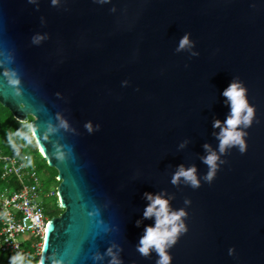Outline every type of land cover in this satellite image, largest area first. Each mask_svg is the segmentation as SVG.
Wrapping results in <instances>:
<instances>
[{
    "label": "water",
    "instance_id": "water-1",
    "mask_svg": "<svg viewBox=\"0 0 264 264\" xmlns=\"http://www.w3.org/2000/svg\"><path fill=\"white\" fill-rule=\"evenodd\" d=\"M237 79L254 118L220 153ZM0 104L57 171L37 264H157L137 250L146 193L187 214L170 264H264V0H0Z\"/></svg>",
    "mask_w": 264,
    "mask_h": 264
},
{
    "label": "clouds",
    "instance_id": "clouds-1",
    "mask_svg": "<svg viewBox=\"0 0 264 264\" xmlns=\"http://www.w3.org/2000/svg\"><path fill=\"white\" fill-rule=\"evenodd\" d=\"M53 2L55 3V0ZM192 46L193 44L189 40V36L185 35L180 40L177 51L191 48ZM193 55H196V53H193ZM5 75L9 74L5 73ZM10 82L12 84L18 83L15 79H10ZM246 93L247 89L239 79L233 81L222 93L230 105V115L223 122L224 126L222 128L219 120L215 121L213 125L216 128H221L217 137L220 153H224L226 148L231 147L238 148L241 153L246 151V142L244 139L246 132L242 131L241 128H249L254 118V108L249 104ZM86 128L90 132L93 130L90 123L86 125ZM205 148L209 154L203 158V162L208 166L209 171L204 176V180L211 183L217 171L219 156L217 152L210 149V146L205 145ZM220 162L223 163V161ZM196 172L195 167L186 169L184 166H180L173 175L171 182L177 184L183 179L192 188H199L200 180ZM145 195L150 203L145 208L144 218L149 219L155 216V226L145 228L144 235L140 238L137 250L145 257L150 255L151 251H155L159 257L157 264H170L171 257L167 249L176 243L178 236L182 232L187 231L182 219L187 214L183 209L170 211L169 201L163 199L160 195L153 196L150 193H146ZM185 203L190 204L191 201L186 200ZM107 254L113 257L111 264H120L118 257L113 253L112 249H109ZM97 258L100 259L102 257ZM17 259V257H13V264H17Z\"/></svg>",
    "mask_w": 264,
    "mask_h": 264
},
{
    "label": "built area",
    "instance_id": "built-area-1",
    "mask_svg": "<svg viewBox=\"0 0 264 264\" xmlns=\"http://www.w3.org/2000/svg\"><path fill=\"white\" fill-rule=\"evenodd\" d=\"M26 161L27 157L18 152L0 154L1 179L12 180L16 187L0 188V251L8 256L9 264H13V257L18 258L17 264H32L34 258L37 264L48 222L39 177ZM57 207L61 210L58 199Z\"/></svg>",
    "mask_w": 264,
    "mask_h": 264
},
{
    "label": "trees",
    "instance_id": "trees-1",
    "mask_svg": "<svg viewBox=\"0 0 264 264\" xmlns=\"http://www.w3.org/2000/svg\"><path fill=\"white\" fill-rule=\"evenodd\" d=\"M32 117H28L26 122L16 121L8 109L0 104V154H12L18 152L27 157V165L33 166L40 180V196L41 204L45 216L48 220L52 217L59 216L62 210L57 207V197L55 195L56 188L59 184L57 180V171L47 165L45 159L38 152L34 139L31 136L29 123ZM12 185L16 188L11 180L1 179V164H0V188L9 187ZM53 186L49 190V187ZM52 196H49L50 193ZM54 197L52 205H48L45 199ZM34 258V262L36 263ZM0 264H9L8 256L0 251Z\"/></svg>",
    "mask_w": 264,
    "mask_h": 264
},
{
    "label": "rangeland",
    "instance_id": "rangeland-1",
    "mask_svg": "<svg viewBox=\"0 0 264 264\" xmlns=\"http://www.w3.org/2000/svg\"><path fill=\"white\" fill-rule=\"evenodd\" d=\"M53 186H50L49 187V190L52 189ZM45 202L48 204V205H52L53 202H54V197H51V198H48V199H45ZM19 240H21V237L19 238Z\"/></svg>",
    "mask_w": 264,
    "mask_h": 264
},
{
    "label": "bare ground",
    "instance_id": "bare-ground-1",
    "mask_svg": "<svg viewBox=\"0 0 264 264\" xmlns=\"http://www.w3.org/2000/svg\"><path fill=\"white\" fill-rule=\"evenodd\" d=\"M41 153V152H40ZM43 156V155H42Z\"/></svg>",
    "mask_w": 264,
    "mask_h": 264
}]
</instances>
